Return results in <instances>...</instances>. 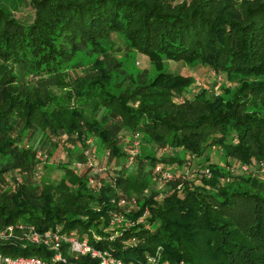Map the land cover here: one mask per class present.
Returning a JSON list of instances; mask_svg holds the SVG:
<instances>
[{"label":"trees","instance_id":"trees-1","mask_svg":"<svg viewBox=\"0 0 264 264\" xmlns=\"http://www.w3.org/2000/svg\"><path fill=\"white\" fill-rule=\"evenodd\" d=\"M26 2L30 21L15 15ZM116 37L123 55H146L153 73L127 71ZM80 53L91 59L81 61L79 77L70 71ZM168 59L209 66L237 84L188 97L193 76L168 69ZM136 131L142 143L181 149L178 162L203 157L200 169L211 175L175 176L162 197L143 167L123 169L117 190L89 187L86 170L73 173L67 162L56 182L34 177L36 151L25 142L38 133L48 158L66 147L75 161L85 159L89 137L120 156L121 137ZM212 147L241 162L264 158V0H0V229L23 221L87 232L124 264H264V180L235 174L222 181L226 171L210 161ZM146 156L149 165L164 160ZM15 169L25 174L12 188L5 173ZM118 190L138 199L120 234L110 223L111 212L123 209ZM0 252L53 253L1 235Z\"/></svg>","mask_w":264,"mask_h":264},{"label":"rangeland","instance_id":"rangeland-1","mask_svg":"<svg viewBox=\"0 0 264 264\" xmlns=\"http://www.w3.org/2000/svg\"><path fill=\"white\" fill-rule=\"evenodd\" d=\"M15 15L18 16L20 19L25 21H30L33 18V8L26 2L23 5L19 6L15 10ZM116 42L120 45L118 55L124 54L125 48L122 47L121 44V38L116 37ZM79 61L78 67L72 69L70 71L72 74H75L77 76H81V61L82 62H88L91 57L87 55H83L81 57V53L78 56ZM123 65L127 71L130 72H137L138 74H152L154 71V67L148 60L147 56L144 54H141L140 52H134L130 53L128 56L123 55L122 56ZM167 67L171 71H177L184 75H191L193 76V82L185 89L184 94L188 97H194L201 89H205L206 91H216L220 92L222 90V85H231L235 86L237 84V80H229L225 75L220 74L218 72H215L213 69H211L209 66L206 65H196V66H190L188 64L174 61L172 59L167 60ZM53 90L56 92H63L64 90L59 87H53ZM176 98V97H175ZM184 99V98H183ZM125 136L121 137V141L119 143L120 149L122 151V154L120 156H110L109 150L104 148L101 143L99 142V139L97 137H92L90 146L88 147L90 153L93 155L94 163L97 164H108L109 168H111L113 171H116L118 173L123 172H134L138 170L140 167H143L145 170L150 171V176L152 178V187L155 190H158L159 194L157 196L162 197L163 196V190L170 187V182L173 181V179H170L168 181H163L161 179H158L157 176L154 174L153 167L155 163H161L164 168L171 170L175 176H186V178H193L195 177L200 169V165L203 163V157H193L188 156L186 159L182 160V162H178V158L183 157L181 149H172V147H164L162 145L158 146L155 143H142L141 139L139 141V144L136 145L137 154L134 156V158L129 159L128 155L132 150V133L131 132H125ZM40 137V133L36 134L35 137H31L30 139H26L28 141L25 142L26 145H30L34 148L35 155L38 153V150H42L45 153V147L43 145L38 144V139ZM38 144V145H37ZM79 147L76 145L73 149L77 150ZM84 151V150H83ZM152 152L156 158H162L164 160L156 159L152 165L148 164V161H145L147 156L146 154ZM209 159L212 161V163H217L219 165H223L224 169L226 171V175L224 177L231 175V177L235 174H243L247 175L250 174L249 172L244 171H229L226 168V164L228 161L233 162L234 164L237 163V160H233L231 157H224L219 147H212L209 149ZM40 155V154H39ZM41 156V155H40ZM72 154H70L69 150L66 147L59 148L53 158H45V159H39L40 161V168H39V176L36 178L37 181H46V182H56L58 181L63 175H64V168L59 167L63 163H66L71 166V169L73 173H76V166H74L73 159L71 157ZM174 157V159H172ZM260 160V159H259ZM69 161V162H68ZM264 162V158H263ZM257 168L255 173L257 174V177L261 178V180H264V166L261 168V166H256ZM235 168V167H234ZM263 171V172H262ZM228 172V173H227ZM235 172V173H234ZM12 173L6 172L5 176L6 179L10 178ZM230 177V176H229ZM222 181H227L221 178ZM88 185V184H87ZM145 189H148V192L145 193ZM149 187H146L142 190V195H147L149 193ZM135 195V194H132ZM136 208L134 206L132 209ZM127 211V212H129ZM118 213L122 214L125 217V210H119ZM114 225H119V223H113Z\"/></svg>","mask_w":264,"mask_h":264},{"label":"built area","instance_id":"built-area-1","mask_svg":"<svg viewBox=\"0 0 264 264\" xmlns=\"http://www.w3.org/2000/svg\"><path fill=\"white\" fill-rule=\"evenodd\" d=\"M183 98V95H179L177 97V99L179 100H183ZM141 135L142 134L139 131H136L132 134V150L128 155L129 159L134 158V156L137 154L136 145L139 144ZM91 138L92 137H89L87 139L88 146L83 151L85 159L75 160L73 164L74 166H76L75 172L79 174L83 170H86L85 180L89 187L99 189L107 184L117 190L118 188L116 186V178L119 173L109 168V165L107 163L97 164L93 162V155L88 149V147L90 146ZM37 152L38 153L35 155L37 162L33 170L35 178H38L39 176V159L47 158L46 154L42 150H38ZM232 159L237 160L235 158ZM233 162L235 161H228L226 164V168L231 172L236 171V173L240 170L249 172L250 174H256L255 171L257 168L255 167V165L261 166V168H263L264 166L263 159L255 160L249 163L241 162L239 160H237V163L235 164ZM153 171L157 178L163 181H168L175 177L174 173L171 170L164 168V166L160 162L155 163ZM202 171L206 176L211 175V171L207 166L203 167ZM23 174H25V170L15 169L10 178H8V180L6 179L8 185L14 188L15 183L19 182L22 179ZM222 178L224 180H228L229 176ZM144 192L147 193L148 189H145ZM137 201L138 199L136 195L128 196L118 190L116 203L120 205L125 210V212L129 211L134 206H137ZM147 211V208H145V211L139 217L140 220H143V218L146 216ZM110 223L113 226H115L113 223H119L120 226L123 224L130 226L133 221L124 217L122 214L118 213V211H113L111 212ZM120 226L118 225L115 233L120 234ZM0 235L4 237L9 236L20 239L25 238L26 240H29L31 242L43 244L47 247V249L53 251V253L50 255V258H44L38 255H13L0 252V264H80L79 258L81 256L83 258L85 257L93 260V263L90 261V263L84 264H124V260L114 255L110 249L100 248L92 245L87 238V232H83V234L80 235L77 230L63 231L59 225H56L53 228L40 230L37 229L33 224L18 221L0 229ZM149 259L153 260L154 257H150Z\"/></svg>","mask_w":264,"mask_h":264}]
</instances>
